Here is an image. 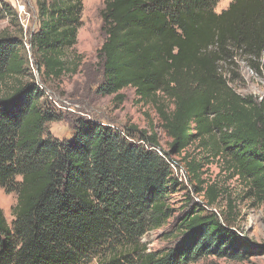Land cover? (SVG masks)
Wrapping results in <instances>:
<instances>
[{
  "label": "trees",
  "instance_id": "16d2710c",
  "mask_svg": "<svg viewBox=\"0 0 264 264\" xmlns=\"http://www.w3.org/2000/svg\"><path fill=\"white\" fill-rule=\"evenodd\" d=\"M220 1L108 0L102 11L98 93L122 100L119 93L133 88L139 103L155 105L169 150L156 135L87 120L77 121L70 141L47 131L60 119L48 82L73 76L82 65L68 52L78 44L83 0H37L33 65L22 38H0V188L17 186L19 194L12 226L0 209V264L242 260L235 203L219 208L225 192L206 182L203 170L221 160L225 173L264 206V102L239 95L228 78H235L230 67L237 62L258 70L264 0H234L218 14ZM11 12L0 0V13ZM194 144L196 157L188 153ZM184 153L203 201L189 199L174 222L176 243L153 252L144 239L174 216L170 196L180 183L171 161Z\"/></svg>",
  "mask_w": 264,
  "mask_h": 264
},
{
  "label": "rangeland",
  "instance_id": "374dc122",
  "mask_svg": "<svg viewBox=\"0 0 264 264\" xmlns=\"http://www.w3.org/2000/svg\"><path fill=\"white\" fill-rule=\"evenodd\" d=\"M107 1L83 0L84 8L78 44L68 52V57L72 60L79 56L82 65L75 75L66 76L61 81L48 82L45 91L60 119L48 124L47 131L56 139L70 141L77 121L87 120L122 132L136 128L139 133L156 135L161 147L169 150L171 140L163 129L155 105L139 103L133 88H127L119 93L122 100H116V96L103 97L98 93L104 75L99 52L106 40L101 14ZM233 1L221 0L216 7V12L220 14L227 10ZM3 2L12 9V12L10 16L0 13V38L6 34L22 38L30 51L29 59L33 65L29 40L30 35L39 28L38 2L37 0H3ZM257 69L250 68L245 62H237V65L230 67V71L235 72V78L232 73L228 75V78H231L230 86L236 93L243 97L255 96L264 102V57ZM34 75L38 83H42L36 71ZM168 105L171 110L173 107L170 106L171 104ZM135 136L138 137L136 133ZM196 146L197 144H194L188 151L194 157L198 155ZM184 156L185 153L172 158L177 163L176 174L180 181V188L170 196V205L175 210L174 216L164 227L152 232L144 239L150 251H160L174 245L177 235L174 222L184 209L188 208L189 199L197 203L203 201L202 196L194 193L189 175L185 172L187 167L183 161ZM223 165L221 160L206 165L203 170V179L208 183L216 182L224 190L225 194L220 199L219 208L225 210L226 202L231 199L234 201L238 214L236 230L244 244H240L238 248L243 258L229 260L211 257L197 264H264V206L255 204L253 199L247 196L246 184L237 179H231L230 175L225 173ZM21 180L22 178L16 179L17 182ZM18 198L17 186L14 189L0 188V209L10 226L15 220L14 212L18 205ZM171 232H174V236L166 238V235Z\"/></svg>",
  "mask_w": 264,
  "mask_h": 264
},
{
  "label": "built area",
  "instance_id": "2783aa9c",
  "mask_svg": "<svg viewBox=\"0 0 264 264\" xmlns=\"http://www.w3.org/2000/svg\"><path fill=\"white\" fill-rule=\"evenodd\" d=\"M158 152L162 155V153H161V151L160 150H158ZM176 165H177V163L176 162H174V161H171V166L173 167V169L175 170V176H176V178L178 179V177H177V174H176ZM185 172H187L186 170H185ZM185 172H183V173H185ZM179 180V179H178ZM180 182V181H179Z\"/></svg>",
  "mask_w": 264,
  "mask_h": 264
}]
</instances>
